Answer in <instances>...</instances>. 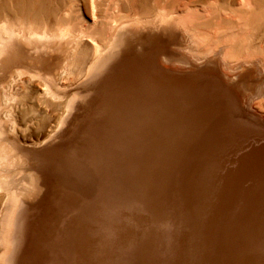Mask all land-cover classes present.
Segmentation results:
<instances>
[{
    "label": "rangeland",
    "instance_id": "374dc122",
    "mask_svg": "<svg viewBox=\"0 0 264 264\" xmlns=\"http://www.w3.org/2000/svg\"><path fill=\"white\" fill-rule=\"evenodd\" d=\"M75 1L0 0V22L56 20L54 13ZM78 1L88 12L92 0ZM94 1L106 18L118 10L142 19L159 12L155 0L146 9L145 0L135 7ZM200 1L162 0L159 9L181 15L193 6L197 15L235 16L230 5ZM186 34L189 42L120 31L93 70L63 94L69 104L60 126L42 145L16 148L26 165L12 172L8 190L34 174L38 193L20 201L5 264H221L230 244H219L220 226L232 229L247 218L246 228L264 230V114L255 109L264 86L254 84L264 85V72L257 79L254 61H224L221 47L213 55L228 81ZM13 83L2 89L3 106L11 104ZM3 117L10 120L11 110Z\"/></svg>",
    "mask_w": 264,
    "mask_h": 264
},
{
    "label": "bare ground",
    "instance_id": "6f19581e",
    "mask_svg": "<svg viewBox=\"0 0 264 264\" xmlns=\"http://www.w3.org/2000/svg\"><path fill=\"white\" fill-rule=\"evenodd\" d=\"M128 1L132 7L138 5L136 0ZM75 2L67 12H55L56 20L46 17V20L25 21L18 24L19 27L7 17L0 22V141L5 140L4 143L0 142V264H5L11 249L13 223L20 201L32 199L38 193L34 174L25 177L18 188L8 190L12 172L26 165L21 155L15 157L16 148L21 144L40 146L60 126L69 104V98H64L63 94L93 70L96 62L113 47L120 31L128 29L136 34L156 31L158 34L178 35L185 42H189L186 34L189 31L197 40L199 54L208 55V61L216 64V71L228 81L231 76L222 71L221 58L213 55L221 47L225 48L223 60L230 64L243 63L244 66L245 62L252 63L259 58L264 61V0L200 1L201 5L208 8L227 9L230 5L235 9V16L215 15L210 11L205 12L206 15H197L193 6H187L181 15L165 11L162 14L159 9L162 0H155L159 12L151 19H142L137 14L122 17L120 10L106 18L100 3L92 0L89 11L83 12L79 1ZM118 4L116 2L112 6L119 9L121 6ZM140 6L145 8L149 4L145 0ZM235 7L241 8L237 11ZM81 11L85 16L84 22ZM72 13H76L73 19ZM104 19H109L106 30L103 29ZM13 21L19 23L16 19ZM184 56L192 61V56ZM68 66H71L69 75L60 81V74ZM251 72L255 70L251 69ZM11 79L14 80L10 90L11 104L3 106L2 89L6 91L5 86ZM259 83L260 79L254 80V84ZM243 99L246 105L247 96ZM255 106L256 110L264 114V100H259ZM6 109L11 110L10 120L3 117ZM245 110H249L247 106ZM11 124L14 130H9ZM11 158L12 161L8 162ZM5 163L12 168L5 170ZM248 221L247 218L241 219V224L232 229L223 226L217 229L219 244H230L229 255L221 264H264V230L246 228L244 223Z\"/></svg>",
    "mask_w": 264,
    "mask_h": 264
},
{
    "label": "crops",
    "instance_id": "0c3cea01",
    "mask_svg": "<svg viewBox=\"0 0 264 264\" xmlns=\"http://www.w3.org/2000/svg\"><path fill=\"white\" fill-rule=\"evenodd\" d=\"M260 63H263L264 64V61H262V59H257V60H255L254 61V63H253V70H255V72H258V76L257 77H260V72H264V70H262L260 67ZM261 80H263V79H260V83L259 84H256L257 86H259V87H262V86H264V85H262V81ZM263 96H264V90H263ZM260 100H264V98H262V99H260Z\"/></svg>",
    "mask_w": 264,
    "mask_h": 264
}]
</instances>
